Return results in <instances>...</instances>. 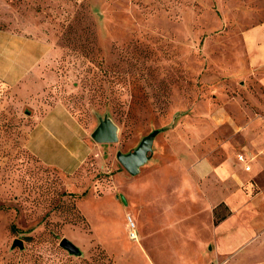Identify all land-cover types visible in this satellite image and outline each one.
<instances>
[{"label": "rangeland", "instance_id": "obj_1", "mask_svg": "<svg viewBox=\"0 0 264 264\" xmlns=\"http://www.w3.org/2000/svg\"><path fill=\"white\" fill-rule=\"evenodd\" d=\"M60 111L70 143L35 126ZM263 159L264 0H0V264H264L204 205L264 191Z\"/></svg>", "mask_w": 264, "mask_h": 264}, {"label": "crops", "instance_id": "obj_2", "mask_svg": "<svg viewBox=\"0 0 264 264\" xmlns=\"http://www.w3.org/2000/svg\"><path fill=\"white\" fill-rule=\"evenodd\" d=\"M15 66V59H13L12 63L9 64L12 73L15 72ZM13 87H15V85ZM70 119L71 118H68L66 113L60 111L59 114L50 121L48 117L42 118L35 126L40 125L42 127V125L45 124L43 127L45 131H47L45 132V137H53L54 139L60 138L70 143L74 138L68 131L70 127H72V129L75 127L74 121H70ZM48 129L58 131L59 138L52 133V135L48 136V134H50ZM35 140L34 133L31 136L33 145ZM257 163L253 176L260 178V175L264 172V159L259 160ZM220 170L219 173L222 175L223 169ZM220 191V193L210 192L209 195L214 194L213 197H215V200L210 202L209 195H207L204 204L210 206V221L212 220L213 209L218 204L224 203L231 210L232 214L227 220L222 222L219 226L214 225L215 237L219 241L220 248L224 251H233L245 241L254 240L256 237L258 239L264 238V234H261L262 226H264V191L261 190L253 197H249L242 191H235L233 193H226L224 189ZM191 193L194 199L198 197L196 187L191 189Z\"/></svg>", "mask_w": 264, "mask_h": 264}, {"label": "water", "instance_id": "obj_3", "mask_svg": "<svg viewBox=\"0 0 264 264\" xmlns=\"http://www.w3.org/2000/svg\"><path fill=\"white\" fill-rule=\"evenodd\" d=\"M92 138L99 144L115 143L118 141L117 128L109 120H101ZM153 145L154 139L150 138L141 144L135 152L128 155L119 154L118 159L132 175H135L139 172L140 166L149 160V153L152 152ZM62 246L73 254H79L77 248L68 240H64ZM14 247L23 248L22 241H16Z\"/></svg>", "mask_w": 264, "mask_h": 264}, {"label": "trees", "instance_id": "obj_4", "mask_svg": "<svg viewBox=\"0 0 264 264\" xmlns=\"http://www.w3.org/2000/svg\"><path fill=\"white\" fill-rule=\"evenodd\" d=\"M231 210L224 204L217 205L214 209V225L219 226L231 216Z\"/></svg>", "mask_w": 264, "mask_h": 264}, {"label": "built area", "instance_id": "obj_5", "mask_svg": "<svg viewBox=\"0 0 264 264\" xmlns=\"http://www.w3.org/2000/svg\"><path fill=\"white\" fill-rule=\"evenodd\" d=\"M130 226H131V228H134L135 227V225H134V223H133V221L131 219H130ZM132 238L133 239H136L135 231L132 233Z\"/></svg>", "mask_w": 264, "mask_h": 264}]
</instances>
